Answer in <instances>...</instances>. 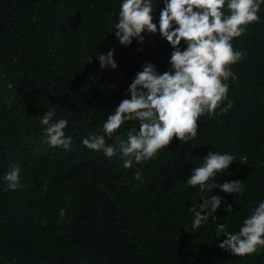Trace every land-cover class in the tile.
Wrapping results in <instances>:
<instances>
[{"label":"trees","instance_id":"1","mask_svg":"<svg viewBox=\"0 0 264 264\" xmlns=\"http://www.w3.org/2000/svg\"><path fill=\"white\" fill-rule=\"evenodd\" d=\"M122 3L0 0V264H264V246L244 256L219 247L264 201V3L259 21L231 41L245 55L230 65L236 79L227 81L221 104L231 101L228 111L201 116L194 140L174 137L128 169L119 153L110 158L82 140L103 134L145 62L169 69L173 48L159 31L142 33L144 43L120 44L114 25ZM153 6L159 26L163 0ZM223 11L230 14L227 0ZM110 48L118 67L101 70L98 56ZM48 109L53 121H68L70 150L44 142L40 118ZM131 129L139 122L126 121L116 134L126 139ZM210 151L235 158L212 179L241 181L243 190L206 192L221 196V206L192 232L189 209L203 198L186 181ZM15 167L11 189L5 176Z\"/></svg>","mask_w":264,"mask_h":264},{"label":"clouds","instance_id":"2","mask_svg":"<svg viewBox=\"0 0 264 264\" xmlns=\"http://www.w3.org/2000/svg\"><path fill=\"white\" fill-rule=\"evenodd\" d=\"M159 26L153 22V0H123L115 35L120 44L129 46L133 38L144 43L145 31H159L169 42L173 51L169 69L163 73L155 64L145 62L128 87L130 98L120 101L102 125V135L86 136L82 144L90 150L103 151L108 157L119 153L122 167L132 168L136 164L154 159L158 152L167 147L174 137L182 144L194 140L198 134L200 117L225 113L231 107H221L227 99V81L236 79L230 65L237 63L245 53L233 49L231 41L246 32V26L258 22V12L264 0H227L229 15L223 9L226 0H163ZM182 42L186 47H182ZM115 49L99 54L101 70L116 69L118 63ZM91 58H89L90 62ZM54 109H48L40 118L44 126V142L51 147L70 150L72 138L66 136V119L53 121ZM126 121H138L139 129H131L124 139L117 131ZM106 137L113 144L106 143ZM235 158L229 153L210 151L200 167H194L186 183L199 187L203 203L190 207L194 214L192 232L221 206L223 198L211 195L214 188L222 192L240 193L243 182L238 180L217 183L218 174H223ZM19 167L9 171L5 180L8 187L15 189L19 181ZM143 173L135 172V179L142 181ZM229 213L232 206L227 205ZM205 210H208L205 212ZM224 229V225H220ZM227 238L219 247L236 256L252 254L257 246H264V201L245 218L237 233L225 232Z\"/></svg>","mask_w":264,"mask_h":264}]
</instances>
